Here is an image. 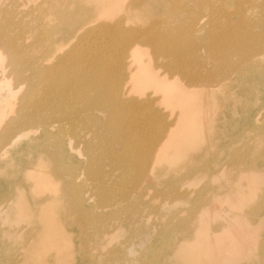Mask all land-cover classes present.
Instances as JSON below:
<instances>
[{"label": "bare ground", "instance_id": "6f19581e", "mask_svg": "<svg viewBox=\"0 0 264 264\" xmlns=\"http://www.w3.org/2000/svg\"><path fill=\"white\" fill-rule=\"evenodd\" d=\"M81 1L77 27L65 22L69 1H0V147H14L27 128L40 131L23 147L35 160L17 169L8 197L0 194V238L10 243L0 264H112L121 254L107 245L118 235L115 222L140 231L146 208L162 215L172 206L168 226L178 242L164 252L169 264H264V151L249 156L264 148V133L251 145L239 143L234 155L224 150L226 166L205 181L208 192L181 190L176 181L149 195L163 163L173 161L172 147L173 155L192 149L189 157L213 147L204 101L222 107L228 90L232 102L244 91L241 82L264 55V25L252 20L244 0ZM201 161L189 165L201 168ZM127 193L140 202L129 204L123 219L119 210L96 214L84 205L111 207ZM74 244L109 256L86 250L76 259Z\"/></svg>", "mask_w": 264, "mask_h": 264}, {"label": "rangeland", "instance_id": "374dc122", "mask_svg": "<svg viewBox=\"0 0 264 264\" xmlns=\"http://www.w3.org/2000/svg\"><path fill=\"white\" fill-rule=\"evenodd\" d=\"M0 1L3 2V6L13 7L19 4L20 2H22L23 0H0ZM65 1L66 2L69 1V4H72L69 7V9L73 11V12L70 11L69 13L71 15V16L69 15L71 19L70 18L68 19V16H65V19L67 20L65 22L67 23L69 20L70 21L72 20L74 21L77 27L78 20H82L84 18L82 14L84 6L81 5L82 4L85 5V4L81 0H75V1L65 0ZM75 4H77V6ZM73 6L78 11L73 9ZM226 7H228L231 10L233 9V7L229 6L228 4L226 5ZM244 7H246V12H248L252 16L253 21H259L260 24L264 25V0H244ZM75 13L77 15L80 14L78 20H77L78 17L77 15H75ZM72 15L74 18L72 17ZM260 27L261 26L257 25L256 27H254V29ZM16 29H17L16 27L13 28L12 32L18 33ZM74 29H71L70 31L73 33L72 30ZM76 41H77L76 37L72 38L71 44H73ZM87 42H91V39H88ZM102 42L103 40L96 41L95 45L92 47V50L94 52L99 53L100 52L99 45ZM73 48L74 51L77 50L78 44L75 43ZM203 49H204V53L208 51L206 48ZM257 62H258L257 71L253 73L247 72V75H250L251 77H249L248 81L241 82V86L244 87V91H240L239 94H237L236 92L237 98L235 102L231 101L232 99L231 93L233 92L232 89L228 90L226 101H224V104L221 105L222 107H220V103H221L220 100L204 101V105L211 108V112H206L205 115L204 123L205 126L207 127L206 132L207 133L209 132V134L212 133L213 136L211 138V141L210 139L208 140L205 138L203 144L205 145L210 141V143L213 144L212 145L213 147L210 150L201 149V151L198 153L194 152V155L190 157L189 155L193 153L192 149H187V147L185 146L183 150L181 151L179 150L175 153L176 155L175 154L173 155L174 147H172L170 149V159H173V161H171L170 163L165 161V163H163L165 167L162 168L160 172V176L155 178L157 179V181L156 184L154 183L152 185V188L149 190L150 196H154L160 188L161 190L163 188L165 190H168L169 189L168 185L170 183L174 184L176 181H177L176 186H178V188L181 190L192 188V186H195L197 187L198 190H200L199 193L203 191L208 192L206 186H204L205 181L213 176V172L217 168H219L221 164L223 166H226L224 165V161H227V157H226L227 152L229 155L236 154L237 153L236 151L243 146L241 144L246 142V144L248 143L249 145H251L250 138L253 135L256 136V135H260L261 133H264V55L262 58L258 59ZM168 81H172V78H170ZM12 82L15 83L14 80H12ZM25 88L26 87H22L21 90H19L18 96H20L21 91L24 90ZM219 109L220 111L218 112ZM12 112L15 113L14 111ZM17 113L20 114L18 111ZM208 117L210 118L208 119ZM30 129L31 128L26 129L28 133L26 134L23 140L17 141L14 147L12 148L0 147V163H1L0 194H7V196L5 197H8L11 194V192L9 191L10 182L18 179V176L20 175L18 174L17 169L21 170L23 166L30 165V163L35 160V155H29L28 151L26 150L23 151L24 149L23 147H24V143L26 142V139L28 137L30 138L37 137L40 133V131L35 132V131H31ZM239 140L240 141L242 140L243 142L242 141L240 142ZM227 142H229V145ZM262 145L264 147V136L262 140ZM225 146L227 148H224ZM2 149H4L5 151ZM1 150L3 151V153ZM224 150H226L227 152ZM261 150L264 151V148L260 149L259 151L255 149L250 153L249 156L255 157L256 154L260 153ZM220 151L222 152V154ZM185 153H187L188 155L187 154L185 155ZM218 153H220L221 155H218ZM205 157H209L210 160H215V163L211 165H208V163L205 164V161H201ZM71 159L76 162L81 160L76 154L72 156ZM71 159L69 158V160L67 161L71 162L72 161ZM28 161L29 164H26V162ZM200 161L204 162V165L201 168L189 165V162L193 164H197ZM244 163H247L246 160L245 162H241L240 165H243ZM102 165L104 166L103 167L104 169L105 168L110 170L112 169L110 165H104V163ZM12 171L15 172L14 175L11 174ZM232 172H235V170H233ZM133 193L132 194L127 193V195L122 201H113V205L111 207L105 205L103 208H101L102 204H97L96 200L95 201L90 200L89 202H85L84 205L88 206L89 204L94 206L95 209L93 212L96 214H104V213H108V211L111 212L113 210H119L122 212V219H123V216L131 211V207H129V204L140 202L139 198L135 197ZM215 196H219L221 199L229 198L228 194L219 195V193L217 192H215ZM5 201L6 200L2 201L0 199V210L3 208ZM96 205L97 206L100 205V206L96 207ZM223 205H228V202H222V204H220V207H222ZM243 208L244 210L246 209V207ZM142 209L143 207L139 208L140 213ZM167 209L162 211V215H156L155 213H152L150 209L146 208L143 211L144 214L142 213L143 217H141L140 220L138 221L140 222L143 219V221H141L140 224V226L143 224L142 226L143 228L140 231L133 230V228L131 227L128 229L126 227V221L124 220L121 222L118 221L115 222V225L119 228L118 235L112 237L107 242V245L108 247H112L114 249L119 250L121 254L119 259L117 258V260L114 261L112 264H169L168 260L164 257V252H168L172 249L170 243L176 240L174 243L176 244L178 242V237L176 236L177 233L176 229L175 228L173 229L172 227L168 226V221L170 220V216L174 214V211H176V209L173 206L172 208H167ZM228 213L234 214L233 211H228ZM187 215L188 213L185 211L181 213L182 218L186 217ZM163 225L167 226V228L164 229ZM5 226L0 223V234L2 230L5 229ZM9 244L10 243L6 237L0 238V263H3L4 259L6 258L4 252L6 251V249L9 250ZM73 248L75 250H79L76 251L74 254L76 259L83 258V254L86 250H87L86 252L90 254H98L100 260L105 259L106 256H109L108 254L106 255V251H103L100 254V250H98L97 248H91L89 246L83 247L81 245L74 244ZM13 253L14 250L12 251V254ZM123 254L124 256L122 257ZM48 260L51 261L52 259L48 258ZM81 261L82 260L78 262L81 263Z\"/></svg>", "mask_w": 264, "mask_h": 264}]
</instances>
